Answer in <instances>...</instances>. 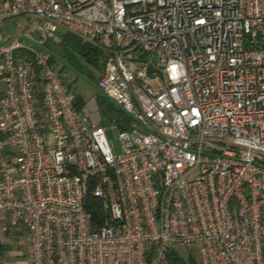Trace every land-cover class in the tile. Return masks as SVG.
<instances>
[{
  "label": "built area",
  "instance_id": "2783aa9c",
  "mask_svg": "<svg viewBox=\"0 0 264 264\" xmlns=\"http://www.w3.org/2000/svg\"><path fill=\"white\" fill-rule=\"evenodd\" d=\"M21 17L101 49L100 92L130 121L117 153L51 54L7 31L0 237L26 231L29 258L0 264H186L188 244L264 264V0H0L1 28Z\"/></svg>",
  "mask_w": 264,
  "mask_h": 264
},
{
  "label": "rangeland",
  "instance_id": "374dc122",
  "mask_svg": "<svg viewBox=\"0 0 264 264\" xmlns=\"http://www.w3.org/2000/svg\"><path fill=\"white\" fill-rule=\"evenodd\" d=\"M5 27V30L0 27V43L8 31L12 34L21 36L25 43L33 45L37 50L49 53L56 58V66L67 72L72 90L85 101L90 117H101L102 121L100 124L112 129L114 134L113 142L115 145V151L117 153L121 152V141L118 137L119 125L116 122L108 123L103 120L102 109L100 107V102L98 101L100 89L97 81L101 75L99 71L78 53L73 54L81 67H73L69 63L70 61L67 58L68 55L63 54V49L61 48L63 45L59 33L55 37L48 38L42 36L40 40H37L33 37L35 28L31 26L27 18L21 17L8 20L5 23ZM149 59L151 61H156L157 57L149 54ZM154 85L156 86L157 82H154ZM4 88L5 82L0 78V91L4 90ZM116 109L119 108L116 107ZM27 237L28 234L26 231L11 233L3 238L0 237V242L4 245L0 259L13 263H23L28 261L29 241ZM175 249L186 261V264H201L200 251L196 244L177 245Z\"/></svg>",
  "mask_w": 264,
  "mask_h": 264
},
{
  "label": "trees",
  "instance_id": "16d2710c",
  "mask_svg": "<svg viewBox=\"0 0 264 264\" xmlns=\"http://www.w3.org/2000/svg\"><path fill=\"white\" fill-rule=\"evenodd\" d=\"M59 37L62 40L61 43L63 46H61V48L63 49V54L68 55V57H66L73 67H81L73 54L78 53L88 63L93 65L102 75L106 65V55L101 49L83 42L78 36L69 32H64L60 34ZM49 60L53 63L56 62V58L53 55L50 56ZM88 73L91 74L90 72ZM1 95L2 92L0 91V97ZM98 96L104 122H116L120 129L126 127L129 124L130 118L121 109H116L115 105L110 102L101 92L98 94ZM77 101L79 105H85V101L78 95ZM85 207L92 214L93 222L98 225L103 224L108 217L107 210L104 208L102 200L92 191H90L87 197ZM3 249L4 245L1 244L0 255ZM167 259L169 264H184L183 261L174 253H169Z\"/></svg>",
  "mask_w": 264,
  "mask_h": 264
},
{
  "label": "water",
  "instance_id": "95a60500",
  "mask_svg": "<svg viewBox=\"0 0 264 264\" xmlns=\"http://www.w3.org/2000/svg\"><path fill=\"white\" fill-rule=\"evenodd\" d=\"M33 37H34L35 39H37V40H40V39H41V34H40V32L35 31V32L33 33ZM153 70H154L153 66H152V65H149V68H148V72H149V74H151V72H152Z\"/></svg>",
  "mask_w": 264,
  "mask_h": 264
},
{
  "label": "crops",
  "instance_id": "0c3cea01",
  "mask_svg": "<svg viewBox=\"0 0 264 264\" xmlns=\"http://www.w3.org/2000/svg\"><path fill=\"white\" fill-rule=\"evenodd\" d=\"M1 43H2V42H1ZM1 43H0V44H1ZM1 92H2V91H1ZM23 263H24V262H23Z\"/></svg>",
  "mask_w": 264,
  "mask_h": 264
}]
</instances>
